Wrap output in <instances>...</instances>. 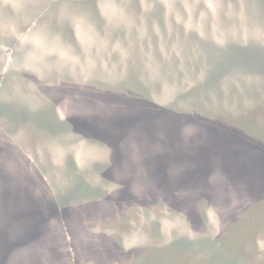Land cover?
Listing matches in <instances>:
<instances>
[{
    "label": "trees",
    "instance_id": "obj_1",
    "mask_svg": "<svg viewBox=\"0 0 264 264\" xmlns=\"http://www.w3.org/2000/svg\"><path fill=\"white\" fill-rule=\"evenodd\" d=\"M99 1L76 2L84 4L83 10L106 35L104 42L96 39L87 47L77 45L68 18L55 26L53 39L69 40L77 55L85 50L83 61H117L131 79L152 93H134L129 104L116 103L118 107L111 109L109 103L108 109L98 111L96 101L85 98L83 86L96 70L83 62L86 72L80 76L74 72L72 77L83 91L74 93L72 104L67 102L73 108L66 116L60 113L58 99L50 105V113L44 110L48 104L37 111L3 104L5 119L19 122L32 117L45 133L36 140L40 148L47 145L41 152L50 154L52 147L64 157L69 183L56 182L57 192L51 194L46 177L35 168L38 184L33 191L10 190L25 203L20 200V205L6 207L0 214V263L20 260L23 264L26 258L34 264L28 251L35 242L38 250L47 246L54 251L47 257L51 263L59 259V249L68 254L67 264H124L128 255L137 264H264L259 258L264 247V99L253 103L246 99L264 94L256 79H264L263 42L221 44L209 14L204 25L208 33L183 25H145L152 38L142 40L135 25L127 30L108 21L98 10ZM130 1L139 8L136 3L141 1ZM249 3L255 5L245 7L246 12L252 11L249 17L263 21L264 0ZM161 11L156 19L163 17ZM122 48L130 55H121ZM235 72L247 73L256 83L247 77L244 80L250 84L238 87L232 81L239 77ZM163 94L169 99H163ZM80 153L85 157L82 162ZM25 158H19V163L34 162L27 153ZM37 187L46 191L47 200L41 199ZM116 212L120 215L113 218ZM132 214L137 216L136 226L130 229ZM49 217L59 236L41 239ZM82 217L90 221L85 232L91 238L90 250L81 251V258L73 248L68 224ZM167 217L182 227L179 235H169L164 225ZM140 232L149 234V241L130 247L129 239L135 243ZM22 252H26L23 261ZM86 255L93 260L86 261Z\"/></svg>",
    "mask_w": 264,
    "mask_h": 264
},
{
    "label": "rangeland",
    "instance_id": "obj_2",
    "mask_svg": "<svg viewBox=\"0 0 264 264\" xmlns=\"http://www.w3.org/2000/svg\"><path fill=\"white\" fill-rule=\"evenodd\" d=\"M76 1L79 0H0V181H3V184L0 182V214L3 213L2 210L6 207L20 205V203H17L20 200L21 205L24 206L25 202L17 198L10 190L15 192L23 188L24 190L26 189L27 193L29 189L33 191L34 186L38 184V177L35 176L36 172H33L35 168L39 173H43V175L40 174L41 176L46 177V186L51 194H56L57 192L55 187H53L56 182L58 185L60 183H69V170L65 161H63L64 157L57 155L52 147L50 148L51 155L41 152V150L47 149V145L43 143L42 148H40V143L36 140L44 138L45 136L43 135L45 133L39 131V128L35 126L36 122L31 119L32 117L19 122L10 121L4 118L6 117L5 113L1 110L3 109V104L6 103L27 106L33 110H39L48 104V109L44 110L46 113H50V111L52 112L50 105L60 97L57 100V106L59 107L60 105L61 107L60 113L66 116L71 112L70 109L73 107L69 103L72 104L73 100L67 97V90L71 87L69 81L64 80L65 85L57 86V83H54L56 79L54 73L58 66L59 70L63 72L68 71L69 67H72L78 75L84 74L86 72L85 63H88V60L83 61L81 59L85 50L82 53L77 51L79 54L77 55L70 47L71 44L63 43L62 41L58 42L53 39L55 26L62 25L67 18L70 19L77 33V42H79L77 45L83 47L89 46L90 40L96 41L98 39V41L104 42L105 38H107L106 35L101 34L100 29H97L95 20L83 10L82 6L84 4L80 5L81 3ZM83 1L84 3L86 2V0H80V2ZM139 1L141 2L136 3L139 8H134V2L132 3L130 0H100L99 4L102 7H99L98 10H102V15H106L108 21L114 20L116 24H121L127 30L132 25H135L140 30V35L137 34V36L142 40H150L152 38V36L148 35L146 26L158 24L167 26L183 25L185 28L192 30L196 28L202 33H208L204 25H207L208 21L206 19L208 18L207 14H209L212 17L211 26L216 35H221L217 33L218 31L224 33L222 34L224 36L218 37V39L229 42L230 40L245 41L246 43L250 41L249 44L258 39L264 42V19H262L263 21H256V18L251 19L249 13H252V11H245V7L255 6L249 3L251 0H235L239 4L238 6L234 5L233 0ZM223 4L230 5V7ZM259 6L263 8L261 4ZM156 7L163 8V11L155 10ZM201 8L204 11L200 10ZM236 8L240 10L235 11ZM134 9L138 12L135 13ZM57 10L59 12L55 14ZM127 11L132 12V14ZM159 11L163 13V17L156 19L154 16H158L160 14ZM41 13L46 14L45 17L40 18ZM231 19L232 21H230ZM56 32L62 35L61 31L58 32L56 30ZM54 37L56 38V36ZM158 38L165 39L161 36ZM125 54L130 55V50L125 52L122 48L121 55ZM132 55L134 56V53ZM89 56L93 58L95 55ZM40 63H42L41 67ZM74 63L76 64L74 65ZM89 66L91 65L89 64ZM74 84L79 86L80 83L78 81ZM11 123L12 125H10ZM35 144L37 146L34 148ZM25 153L29 154L34 162H27ZM79 155L82 162L85 157L81 153ZM19 158L26 159V162L19 163ZM46 163L52 166L50 170ZM52 172L57 177L53 176ZM36 189L42 193L40 194L41 199H48V195L42 187H37ZM165 220V229L169 235H179L182 227L173 219L166 218ZM49 221H51V224H49ZM87 223L90 224V221H85L82 217L79 220L74 219L68 224V232L73 237V248L76 252L80 251L78 257L81 258V251L84 249L90 250V242L88 241L91 238V234L88 235L85 232ZM55 226L54 219L50 220L49 217L43 223L40 238L43 239L49 234H55L58 237V229ZM138 234L139 236H137L135 243L129 239L130 247H136L142 244L144 240L146 242L149 241V234L147 236L141 232ZM97 237H100L99 233H97ZM34 244L35 242H33ZM111 244L113 243L111 242ZM114 244L117 245L115 242ZM33 245L30 246L31 250L28 252L34 259V264L68 263L67 253L63 252L66 255V258H64L62 252L58 249L59 259L51 263V259L47 260V257L54 256V251L47 250V246H41V249L38 250L39 247H33ZM262 249L260 250L262 255L259 258L264 261V251ZM10 251L12 250L8 251L9 255L12 254ZM15 251L19 252L18 249ZM23 254H26V252L21 253L22 261L24 259ZM127 258L124 264H137L132 255H128ZM89 260L93 259L86 255V261ZM14 261L12 264H22L20 260ZM76 264L86 263L77 262ZM88 264L94 263L88 262Z\"/></svg>",
    "mask_w": 264,
    "mask_h": 264
},
{
    "label": "water",
    "instance_id": "obj_3",
    "mask_svg": "<svg viewBox=\"0 0 264 264\" xmlns=\"http://www.w3.org/2000/svg\"><path fill=\"white\" fill-rule=\"evenodd\" d=\"M110 22L113 24H116L112 20ZM221 36H224V35H220V36L217 35L216 40L219 41L221 44H226L228 42L227 40L218 39V37H221ZM58 37L57 39H61ZM57 41L61 42L60 40H57ZM260 41L263 42L260 39L252 41V42L254 44L255 42H260ZM67 43L71 44L69 40H67ZM247 43H250V41ZM263 45H264V42H263ZM88 62L96 71L91 78H88L83 83L85 98L96 101V106L98 108V111H104V109H108V107H105V105H108L109 103L113 105L111 109L118 107L119 103H120L119 105H123V104L127 105L129 104V100L130 101L132 100L131 96L134 93H142V94L152 93V89H149L141 85L140 83L135 82L136 79H131L130 75L128 74L129 72L126 73L125 69L124 68L122 69L121 65L117 61L115 62V60H107L106 58H102L100 60V63L96 59H90L88 60ZM58 71H55V73L57 74H54V75L55 76L58 75L57 76L58 78L56 77V79L54 80V83L55 84L57 83V86L58 85L63 86L65 85L64 80H68L71 87L67 90L68 92L67 97H70V100H73L75 92L79 94L81 91H83V89L81 88L79 89V86H76V84H74V83H77L78 80L75 82V80L72 79V77L74 76L73 68L69 67V70L63 74H59ZM97 71H100L102 74L101 75L96 74ZM62 72L63 71H61L60 73ZM234 74L239 75V77L235 76L234 78H232L233 83L238 85V87L242 89L245 88L244 86H247L250 84V82L246 83L247 81H245L244 78L247 79V77H249L252 79V81L253 80L255 81V79L252 76H247V73L241 74L240 72H235ZM98 76L103 77V80L100 79ZM256 79H257L258 85L264 92V79H262L260 76H257ZM100 82H103L102 86ZM121 85H124V86H121ZM258 94L260 96L255 97V95L251 94V97H248L246 99L249 100L251 103H253L254 101H257L259 98L264 99V94H261V93H258ZM59 98L60 97H58L57 99ZM163 99H169L168 94H163ZM119 215L120 214L116 212L113 214V218ZM167 216H170V215H167ZM135 217L137 218L135 214L131 215L132 224L130 226V229L136 226ZM168 219H171V218H168ZM118 221L119 219L117 220V222ZM215 224L216 223H214V225ZM63 257L66 258V255L63 254ZM30 261H31L30 259L26 260L25 258V261H23V264H27V263L29 264Z\"/></svg>",
    "mask_w": 264,
    "mask_h": 264
}]
</instances>
